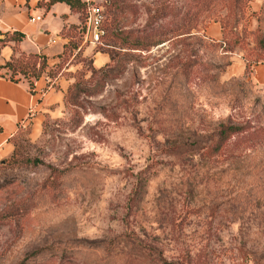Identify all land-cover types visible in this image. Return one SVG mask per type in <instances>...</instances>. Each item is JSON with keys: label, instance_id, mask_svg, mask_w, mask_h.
Wrapping results in <instances>:
<instances>
[{"label": "rangeland", "instance_id": "rangeland-1", "mask_svg": "<svg viewBox=\"0 0 264 264\" xmlns=\"http://www.w3.org/2000/svg\"><path fill=\"white\" fill-rule=\"evenodd\" d=\"M89 1L61 104L0 145V264H264V0Z\"/></svg>", "mask_w": 264, "mask_h": 264}, {"label": "crops", "instance_id": "crops-1", "mask_svg": "<svg viewBox=\"0 0 264 264\" xmlns=\"http://www.w3.org/2000/svg\"><path fill=\"white\" fill-rule=\"evenodd\" d=\"M34 15L39 17L32 19ZM78 23V12L62 0L47 6L39 4L38 0H0V38L12 31L21 32L22 36L15 42L17 48L41 54L47 65L61 56L69 38L66 28ZM83 41L78 45L82 50L86 49ZM12 44V39L0 42V64L12 53ZM238 66L245 68V60L239 55L230 63V69ZM0 70L5 68L0 67ZM249 77L264 94V59L251 64ZM49 79L45 73L30 77L32 86L29 88L23 76L12 80L0 74V145L19 127L36 133L45 115L61 104L65 85L60 77Z\"/></svg>", "mask_w": 264, "mask_h": 264}, {"label": "trees", "instance_id": "trees-1", "mask_svg": "<svg viewBox=\"0 0 264 264\" xmlns=\"http://www.w3.org/2000/svg\"><path fill=\"white\" fill-rule=\"evenodd\" d=\"M55 0H38V3L44 6H47L49 3L53 2ZM66 2L70 8L76 10L78 12V18L79 23L78 24H71L69 25L65 33L69 35V38L67 42L64 44V48L62 50V54L66 51L67 53H70L72 50V47H78L79 40H77L74 36V33H70V31H80V34H82L83 31V24L86 17V10L85 7L87 3H90V1H82V0H62ZM101 24V22H100ZM101 26V25H100ZM102 28V33L99 34L98 37H100L104 33V29ZM22 36V33L19 31H12L10 33L5 34L2 38H0V42L6 40V39H12L14 41V44H12V53L10 56L4 60L3 63L0 64V67H4L5 70L0 72L1 75H5L7 78L12 80H17L20 78V76H23L27 78L28 80V86L31 88L32 81L30 80V77H38L42 73H44L45 69L47 68V64L42 57L41 54H37L35 52H24L17 48L15 45V42ZM224 43V42H223ZM81 48H77V52H80ZM76 52V53H77ZM245 64L247 66V61L245 60ZM16 264H23L22 260Z\"/></svg>", "mask_w": 264, "mask_h": 264}, {"label": "built area", "instance_id": "built-area-1", "mask_svg": "<svg viewBox=\"0 0 264 264\" xmlns=\"http://www.w3.org/2000/svg\"><path fill=\"white\" fill-rule=\"evenodd\" d=\"M39 15H34L32 18H38ZM102 5L97 3H87L86 5V17H85V28L83 33V39L94 41L97 39L99 34L102 33L100 22L102 20ZM91 35V38L88 37ZM91 39V40H90Z\"/></svg>", "mask_w": 264, "mask_h": 264}]
</instances>
